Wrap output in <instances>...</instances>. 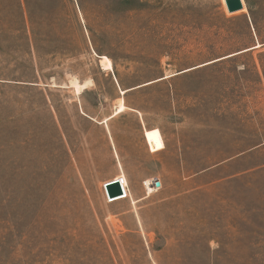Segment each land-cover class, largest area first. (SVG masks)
Returning <instances> with one entry per match:
<instances>
[{"label": "rangeland", "instance_id": "374dc122", "mask_svg": "<svg viewBox=\"0 0 264 264\" xmlns=\"http://www.w3.org/2000/svg\"><path fill=\"white\" fill-rule=\"evenodd\" d=\"M242 1L0 0V264H264L234 179L264 161V0Z\"/></svg>", "mask_w": 264, "mask_h": 264}, {"label": "trees", "instance_id": "16d2710c", "mask_svg": "<svg viewBox=\"0 0 264 264\" xmlns=\"http://www.w3.org/2000/svg\"><path fill=\"white\" fill-rule=\"evenodd\" d=\"M256 24V22H255ZM258 37L261 35L258 33ZM257 47V45H255ZM244 53V52H241ZM239 53V54H241ZM252 147H248L249 150ZM264 145L250 150L249 156L261 154ZM239 182L238 191L241 193V198H245V204L242 199L237 203V207L245 206L250 210L264 212V161L255 163L247 167L243 172L234 177ZM253 239L251 245L257 248L255 257H264V226L257 225L252 231Z\"/></svg>", "mask_w": 264, "mask_h": 264}, {"label": "bare ground", "instance_id": "6f19581e", "mask_svg": "<svg viewBox=\"0 0 264 264\" xmlns=\"http://www.w3.org/2000/svg\"><path fill=\"white\" fill-rule=\"evenodd\" d=\"M260 45H261V43H258L257 44V46H260ZM100 62L103 65V67L106 68V69H112L113 68V62H112V60L109 57L105 56V55L101 56ZM73 83L75 85L76 92L78 94L79 93H82V91L88 86L87 85L88 83L86 84V82L85 83H80V82L74 80ZM126 91L127 90L121 89V94L124 95ZM120 101H121L120 104H118V105L116 104L117 106L115 105L116 106L115 107L116 108V114L117 113H120V112H123L124 109H125V104H124L123 100L122 99H119V102ZM116 179H120L121 180V182H122V184L124 186V189H125V194L123 196H119V197H117V198H115L113 200L110 199L111 201H117V200L125 199V198H128L130 196V193H129V190H128V187H127L128 186V182H127L126 177L122 174V175H119Z\"/></svg>", "mask_w": 264, "mask_h": 264}, {"label": "water", "instance_id": "95a60500", "mask_svg": "<svg viewBox=\"0 0 264 264\" xmlns=\"http://www.w3.org/2000/svg\"><path fill=\"white\" fill-rule=\"evenodd\" d=\"M225 2L229 12H235L243 9L244 7L242 0H225ZM104 187L110 199L117 198L125 194V189L120 179L115 178L111 181H108L105 183Z\"/></svg>", "mask_w": 264, "mask_h": 264}, {"label": "built area", "instance_id": "2783aa9c", "mask_svg": "<svg viewBox=\"0 0 264 264\" xmlns=\"http://www.w3.org/2000/svg\"><path fill=\"white\" fill-rule=\"evenodd\" d=\"M121 183H122V182H121ZM113 199H115V198H113ZM113 199H112V200H113Z\"/></svg>", "mask_w": 264, "mask_h": 264}]
</instances>
